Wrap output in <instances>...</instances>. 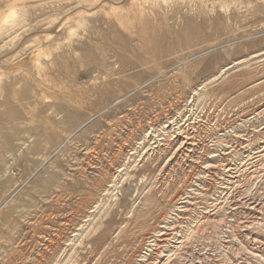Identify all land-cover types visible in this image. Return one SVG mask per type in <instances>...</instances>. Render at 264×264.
<instances>
[{"label":"rangeland","instance_id":"1","mask_svg":"<svg viewBox=\"0 0 264 264\" xmlns=\"http://www.w3.org/2000/svg\"><path fill=\"white\" fill-rule=\"evenodd\" d=\"M137 1L0 40V264H264V0Z\"/></svg>","mask_w":264,"mask_h":264},{"label":"bare ground","instance_id":"2","mask_svg":"<svg viewBox=\"0 0 264 264\" xmlns=\"http://www.w3.org/2000/svg\"><path fill=\"white\" fill-rule=\"evenodd\" d=\"M49 0H0V40L3 39L7 36H10L11 32H14L16 29L18 31V39L15 42L12 40L11 44H14L16 47L14 49V54H12V58L15 59H20L29 48H31L34 44L41 43V42H46V41H52L53 43L57 42L59 39V36L55 32H62V34H65L70 28V22H73L72 19L75 16H82L84 15L85 17L89 18L91 16L98 14L99 12L103 11L107 6H110L111 10L114 12H119L120 10H123V6L125 4H129V8L127 9L128 11L132 12H137L135 4L138 2L137 0H67V8L66 11L63 13V16L60 17L59 20L52 21L51 23H46L45 21H38L40 18V15L43 14V7L44 5L48 2ZM66 1V2H67ZM146 1V0H145ZM50 2V1H49ZM64 5V4H63ZM138 5V4H137ZM141 5V3H140ZM128 6V5H127ZM46 7V6H45ZM58 7V6H57ZM60 7V5H59ZM7 8L9 10L7 14ZM47 9V8H45ZM54 9V8H53ZM63 10V9H61ZM60 10V11H61ZM52 11V10H51ZM106 11V10H105ZM109 11V10H108ZM141 11V10H140ZM46 12V11H45ZM44 12V13H45ZM48 12V11H47ZM59 12V10H58ZM107 12V11H106ZM122 12V11H121ZM51 13V12H50ZM55 13V12H53ZM7 14V15H6ZM14 14H18L19 17L21 16L23 19L20 21H16V18ZM59 14V13H58ZM110 14V12H109ZM122 14V13H120ZM136 14V13H135ZM141 14V12H140ZM150 14V13H149ZM13 18L11 21L10 18V23H9V17ZM51 15V14H50ZM137 15V14H136ZM13 16V17H12ZM36 16L38 20L35 23H30V18ZM54 16V15H52ZM102 16V15H101ZM100 16V17H101ZM112 16H114L112 14ZM35 17V18H36ZM123 17V16H121ZM44 18V16H43ZM48 18V17H47ZM53 18V17H52ZM51 18V19H52ZM79 18V16H78ZM103 18V17H102ZM111 19V17H109ZM15 19V20H14ZM101 19V18H99ZM105 19V18H104ZM109 19V20H110ZM125 19V18H124ZM135 19V18H134ZM35 20V19H34ZM74 20V19H73ZM76 19L74 22L77 23ZM103 20V19H102ZM8 21V24H7ZM101 21V20H100ZM104 21V20H103ZM114 21V20H113ZM126 21V20H125ZM6 22V23H5ZM90 22V21H89ZM102 22V21H101ZM111 22V21H110ZM115 22V21H114ZM80 23V21H79ZM108 23V22H107ZM121 23V22H118ZM75 24V23H74ZM73 24V25H74ZM93 24V23H92ZM96 24V23H95ZM124 24V23H123ZM135 24V23H134ZM108 25V24H107ZM115 25V24H114ZM121 26V25H120ZM110 27V26H108ZM132 27V25H130ZM135 27V26H134ZM132 27V28H134ZM5 28H7L5 30ZM114 28V27H113ZM117 28V24H116ZM124 28V26H123ZM112 29V28H111ZM126 29V28H124ZM14 30V31H13ZM94 30V29H93ZM118 30V29H117ZM71 31V30H70ZM69 31V32H70ZM116 31V30H115ZM16 32V31H15ZM14 32V33H15ZM89 32V31H88ZM54 33V35H53ZM68 33V32H67ZM66 33V34H67ZM117 33V32H116ZM126 33V32H125ZM129 33V32H128ZM17 35V36H18ZM63 37V36H62ZM61 38V37H60ZM62 40V39H61ZM52 43V44H53ZM58 43V42H57ZM42 44V43H41ZM6 42L3 46V48L7 49L3 53H0V61L2 57L5 55H8L9 50H13L9 48H6ZM8 45V44H7ZM40 46V45H39ZM44 46V44H43ZM73 47V46H72ZM13 48V47H12ZM72 49V48H71ZM3 50V49H2ZM36 50V49H35ZM38 50V49H37ZM29 52V51H28ZM40 52V51H39ZM10 54V55H11ZM27 54V53H26ZM5 62V60H4ZM3 63V61H2ZM1 63V65H2ZM55 63V62H54ZM10 64V63H9ZM53 64V63H52ZM5 66V65H4ZM7 66V65H6ZM230 67V66H229ZM9 68V67H8ZM18 68V67H17ZM227 70V69H226ZM225 71V70H224ZM7 72V71H6ZM222 72V71H221ZM10 74V73H9ZM224 74V73H223ZM222 74V75H223ZM104 76V75H103ZM2 78V77H1ZM15 78V76H14ZM10 80V79H9ZM195 84V83H194ZM81 86V85H80ZM3 89V88H2ZM4 90V89H3ZM202 92V91H201ZM171 112V111H170ZM129 128V127H128ZM180 129V128H179ZM178 129V130H179ZM176 131V130H175ZM174 132V131H173ZM179 133V132H177ZM183 134V133H182ZM152 135V134H151ZM182 136V135H181ZM185 137V136H184ZM175 139V138H174ZM160 144V143H159ZM182 144V143H181ZM183 145V144H182ZM158 146V145H157ZM182 147V146H181ZM181 149V148H180ZM187 149V148H186ZM185 149V150H186ZM188 150V149H187ZM110 162V161H109ZM69 252V251H68ZM253 254V253H252Z\"/></svg>","mask_w":264,"mask_h":264}]
</instances>
